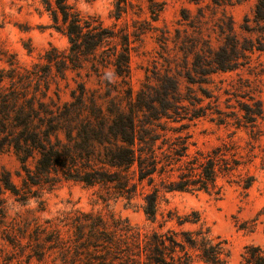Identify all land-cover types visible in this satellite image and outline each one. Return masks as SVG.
Returning a JSON list of instances; mask_svg holds the SVG:
<instances>
[{"label":"rangeland","instance_id":"obj_1","mask_svg":"<svg viewBox=\"0 0 264 264\" xmlns=\"http://www.w3.org/2000/svg\"><path fill=\"white\" fill-rule=\"evenodd\" d=\"M260 1L67 0L112 34L102 44L103 61L83 60L71 68L61 67L68 41L41 0H0V95L14 97L9 106L0 107V264H130L123 245L127 223L177 238L168 231L178 230L176 222L166 221L161 228L149 222L139 197L126 203L109 196L104 186L63 176L61 156L66 152L74 154L72 168L79 172L87 168L81 167L78 146L103 152L101 144L78 138L81 127L96 124L95 112L105 120L120 113L141 121L165 110L168 117L150 120L164 128L159 131L166 141L175 142L176 129L189 134L190 155L215 146L226 147L227 157L234 153L240 163L231 175L218 173L217 196L167 192L158 204L157 220L168 211L173 216L196 211L199 222L181 228L208 227L212 236L225 239V264H238L245 245L264 248V213H259L264 207ZM121 42L128 71L119 76L111 63ZM51 48L58 61L47 64L44 54ZM30 107L34 141L17 138L28 155L21 162L12 139L6 138L17 130L13 115ZM46 154L53 158L52 168L37 173L34 164ZM246 174L254 181L244 194L237 181ZM6 179L11 189L4 187ZM109 241L121 249L109 247ZM168 252L164 249L163 262L169 261ZM191 264L206 263L195 259Z\"/></svg>","mask_w":264,"mask_h":264},{"label":"trees","instance_id":"obj_2","mask_svg":"<svg viewBox=\"0 0 264 264\" xmlns=\"http://www.w3.org/2000/svg\"><path fill=\"white\" fill-rule=\"evenodd\" d=\"M262 1L264 0L260 2ZM41 3L48 11L54 27L61 31L68 41V52L61 53V67L70 65L75 68L83 60L103 61L102 54H105V49H102V44L112 37L107 27L97 18L82 15L67 0H41ZM256 7L258 8V4ZM123 45L121 42L122 49L119 53H113L115 60L111 63L114 73L119 76L128 71ZM53 50L54 48H51L44 54L47 64L58 61L52 58ZM14 95L13 93L11 96ZM0 96V107L4 108L9 106L14 98L8 100L4 95ZM22 111V115H13L12 124L17 130L7 132L6 139H12L10 141L15 145L17 158L25 162L28 155H25V150L19 146L17 138L27 142L34 141L30 122L33 108ZM93 116L96 124L88 130L81 127L78 138L81 141L91 139L101 144L103 152L93 153L78 146L81 150L77 154L81 158V167L87 168L83 172L72 168L75 165L74 154L66 152L61 156L63 176L86 185L104 186L109 196L123 198L126 203H131L132 199L139 197V206L149 222L156 223V226L161 228L164 222L174 220L179 227L178 230H168L173 231L177 238H168L166 233L156 228H152L150 232H142L127 223L123 229V245L130 264H191L195 259L206 264H225L229 257L225 239L212 236L208 227L181 228L184 224L199 222V214L196 211L174 216L168 211L162 220H157V214L158 204L165 199L164 194L167 192L204 191L217 196L219 188L216 187L215 180L218 173L231 175L240 163L239 159L234 158V153L227 157L226 147L215 146L206 152L197 149L190 155L187 152L189 134L176 129L173 130L176 133L175 142L166 141L164 134L159 131L164 128L150 120L160 116L168 117L165 110L141 121H135L131 114L114 113L107 120L101 118L97 112ZM52 163L53 158L46 154L44 159L42 157L36 161L34 167L37 173L49 172ZM260 165L264 171V147L261 149ZM253 181L254 176L246 174L237 182L244 194H247V189ZM4 187L11 189L8 179L4 180ZM259 213H264V207ZM166 239L169 240L168 243ZM108 243L109 247L121 249L116 241ZM164 249L169 250V261L166 262H163ZM238 264H264V248L259 245H245Z\"/></svg>","mask_w":264,"mask_h":264}]
</instances>
